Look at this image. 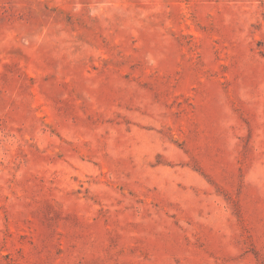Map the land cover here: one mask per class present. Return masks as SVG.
I'll list each match as a JSON object with an SVG mask.
<instances>
[{"label":"rangeland","instance_id":"obj_1","mask_svg":"<svg viewBox=\"0 0 264 264\" xmlns=\"http://www.w3.org/2000/svg\"><path fill=\"white\" fill-rule=\"evenodd\" d=\"M0 264H264V0H0Z\"/></svg>","mask_w":264,"mask_h":264}]
</instances>
